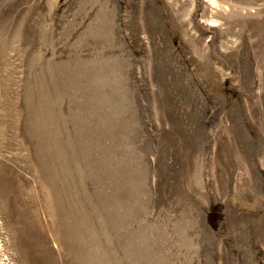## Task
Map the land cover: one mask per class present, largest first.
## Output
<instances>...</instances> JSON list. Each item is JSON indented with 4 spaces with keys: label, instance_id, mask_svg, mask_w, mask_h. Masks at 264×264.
I'll list each match as a JSON object with an SVG mask.
<instances>
[{
    "label": "rangeland",
    "instance_id": "1",
    "mask_svg": "<svg viewBox=\"0 0 264 264\" xmlns=\"http://www.w3.org/2000/svg\"><path fill=\"white\" fill-rule=\"evenodd\" d=\"M0 264H264V0H0Z\"/></svg>",
    "mask_w": 264,
    "mask_h": 264
}]
</instances>
